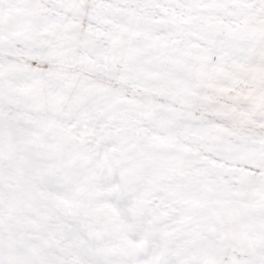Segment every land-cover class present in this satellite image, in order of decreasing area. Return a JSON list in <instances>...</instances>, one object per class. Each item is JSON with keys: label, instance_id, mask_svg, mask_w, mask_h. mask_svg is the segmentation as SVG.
I'll return each instance as SVG.
<instances>
[{"label": "snow or ice", "instance_id": "1", "mask_svg": "<svg viewBox=\"0 0 264 264\" xmlns=\"http://www.w3.org/2000/svg\"><path fill=\"white\" fill-rule=\"evenodd\" d=\"M0 264H264V0H0Z\"/></svg>", "mask_w": 264, "mask_h": 264}]
</instances>
